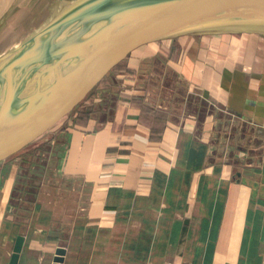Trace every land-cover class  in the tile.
<instances>
[{"label":"crops","instance_id":"crops-1","mask_svg":"<svg viewBox=\"0 0 264 264\" xmlns=\"http://www.w3.org/2000/svg\"><path fill=\"white\" fill-rule=\"evenodd\" d=\"M247 23L137 45L0 153V264L19 241L17 264L59 246L61 264H264V29ZM54 126L72 184L16 197L14 155Z\"/></svg>","mask_w":264,"mask_h":264},{"label":"water","instance_id":"water-1","mask_svg":"<svg viewBox=\"0 0 264 264\" xmlns=\"http://www.w3.org/2000/svg\"><path fill=\"white\" fill-rule=\"evenodd\" d=\"M111 3L93 12L90 6L77 9L55 22L0 73V153L79 93L75 105L104 71L143 42L237 22H264V0ZM19 251L20 241L9 264H17ZM64 252L63 246L57 247L53 264L62 263Z\"/></svg>","mask_w":264,"mask_h":264},{"label":"rangeland","instance_id":"rangeland-1","mask_svg":"<svg viewBox=\"0 0 264 264\" xmlns=\"http://www.w3.org/2000/svg\"><path fill=\"white\" fill-rule=\"evenodd\" d=\"M94 1L19 0L0 21V73L7 64L40 41L55 22L68 17L77 9L84 10ZM246 25L264 29V22H249ZM56 129L57 126L50 128L14 155L18 157L21 164L15 183L18 190L16 197L31 196V194L23 193L24 188L31 187L38 182L58 186L72 184V180H68V177L57 172L56 159L60 148L54 142Z\"/></svg>","mask_w":264,"mask_h":264},{"label":"bare ground","instance_id":"bare-ground-1","mask_svg":"<svg viewBox=\"0 0 264 264\" xmlns=\"http://www.w3.org/2000/svg\"><path fill=\"white\" fill-rule=\"evenodd\" d=\"M109 0H96L89 8V11L90 12H93V11H96L97 9H102V8H104V7H106L107 5L105 4L104 5V3H107ZM127 1H131V0H112V1H109L107 4L109 5V3H111V2H113V3H120V2H127ZM92 2V1H91ZM98 3L99 5H101L102 4V6L101 7H99L98 5H94L95 3ZM112 4V3H111ZM96 6V7H95ZM88 7V6H87ZM97 8V9H96ZM52 27V26H51ZM51 33V32H50ZM49 35V34H48ZM1 59V58H0Z\"/></svg>","mask_w":264,"mask_h":264}]
</instances>
